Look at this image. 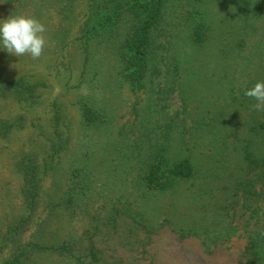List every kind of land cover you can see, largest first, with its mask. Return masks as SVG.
<instances>
[{"label":"rangeland","instance_id":"1","mask_svg":"<svg viewBox=\"0 0 264 264\" xmlns=\"http://www.w3.org/2000/svg\"><path fill=\"white\" fill-rule=\"evenodd\" d=\"M92 2L0 0V20L24 14L47 29L39 59L0 48V130L7 132L0 135V230L15 220L18 228L14 240L0 233V264L31 241L64 239L88 244L82 257L94 246L87 264H264V197L248 205L241 200L229 239L227 226L220 232L222 224L212 225L223 239L210 244L200 236L210 214L205 228L181 238L164 222L171 195L157 201L151 193L157 190L145 191L139 178L158 156L166 161L190 154L207 169L219 152L234 169L238 156L220 151L223 143L212 139V115L226 114L218 134L226 132L231 146L234 140L243 144L238 138L248 135V123L264 118V111L253 109L254 98L236 105L231 95L237 88L245 96L264 81V0H165L153 65L135 91L125 76L131 52L121 47L132 25L126 19L117 26L105 22V10ZM196 18L208 31L203 43L188 36ZM128 200L146 205L158 225L153 232L117 212ZM223 213L230 221L232 210ZM61 252L35 259L79 264Z\"/></svg>","mask_w":264,"mask_h":264},{"label":"trees","instance_id":"2","mask_svg":"<svg viewBox=\"0 0 264 264\" xmlns=\"http://www.w3.org/2000/svg\"><path fill=\"white\" fill-rule=\"evenodd\" d=\"M92 3L105 10L103 12V15L106 14L105 22L113 21L117 26L121 19H126L129 22V26L131 27L132 25V31L128 33L123 46H121L131 52V57L127 60L125 76L128 78L130 86L134 91L141 88L144 85L143 78L147 76V72L153 65V58L151 56L153 44L155 43L161 24L165 22L164 18L167 6L165 0H94ZM196 19L193 31L188 36L195 43H203L208 37V31H205V25L201 22V18ZM82 36L89 39L85 33ZM113 36L110 34V37ZM123 52L122 50V56ZM231 95L233 96V101L237 102L236 105L245 104L248 98L246 95L240 96L237 88L231 90ZM212 117H214V126L217 128L216 130L212 127L210 129L214 135L212 137L213 141L217 140L221 144L223 143L220 151L225 152L226 150H230V153L235 154L239 158L234 169L230 168L231 164H227V160L218 158L223 156L219 152L217 153L218 157L213 160L212 166L207 167V169L205 166L195 164L190 159V154L178 158L172 156L166 161L165 156H158L155 162H147V170L139 178L141 185L145 187V191L150 193L152 190H157L151 192L158 194L156 197L157 201L163 200L161 199L165 197L163 194L168 193L171 195L168 198L170 200L169 203L164 207L165 209L167 208L169 214H166L164 222H167L174 230L179 232L181 238L190 236L196 229L205 228L209 223L205 219L210 214L209 219L212 222L207 225L206 235L202 232L200 236H204V242L210 241V244H217V242L223 239V236L216 237V235H221L220 232L224 231V226L228 227L224 235L226 236L225 239H229L235 234L234 230L236 227L232 223L236 217V207L241 200L243 201V205H248L249 202L253 200L258 202L264 197V149L259 151L255 145L256 140V142L260 141L261 145L264 146V118L257 117L252 123H248V135H244L240 139L238 138V142L240 140L243 144L239 145L234 140V144L231 146V144L227 143L226 132L222 131L218 134V130L222 126H226L228 122L226 114L220 110H216ZM6 134L7 132L1 133L0 130L1 136H6ZM35 176L37 177V175ZM198 179H201V182ZM185 186H187L186 188L190 192L185 191V189L182 190ZM174 195L175 198L183 200L178 203L171 199ZM198 198L199 201L197 200ZM131 201L128 200L127 203L123 202V209H117V212L129 217L135 222V225L141 226L150 233L153 232L158 225L153 222L151 215L145 207L146 205L138 200ZM186 203H190L191 207L183 208ZM223 209L228 211V216H230L232 210L230 221L224 220L227 215L223 213ZM176 210L180 212L178 218L175 213ZM188 212L191 213L188 214ZM195 215H198L199 218L196 219ZM32 217L33 215L29 214L27 220ZM15 222L16 220L9 226L7 225V231L1 232L0 230V233H3V240L6 238V235L7 241L16 238L14 230L18 228H14ZM200 222L203 225H200ZM180 223H183V226L179 228ZM221 224L220 232L219 229L216 231L211 228L212 225L217 226ZM256 241L257 239L255 238ZM18 248L20 251L17 253V257L14 256L8 259L7 264H24L20 259L21 256L27 257L32 264H40L35 257L47 254V252H55V254L59 255V253L62 254L61 251H69L70 255L79 264H87L85 258L88 255L95 257L94 246H91L90 251L85 256H81V252H85L89 247L88 244L84 245L80 243V239L75 241L64 239L59 243L31 241L25 246ZM35 254L38 255L35 256ZM88 264H93V262L90 260Z\"/></svg>","mask_w":264,"mask_h":264},{"label":"clouds","instance_id":"3","mask_svg":"<svg viewBox=\"0 0 264 264\" xmlns=\"http://www.w3.org/2000/svg\"><path fill=\"white\" fill-rule=\"evenodd\" d=\"M46 30V26L35 17L12 14L0 20V48L17 57L28 55L34 60L39 59L46 45ZM244 94L257 101L252 105L254 110L264 111V81L257 82Z\"/></svg>","mask_w":264,"mask_h":264}]
</instances>
